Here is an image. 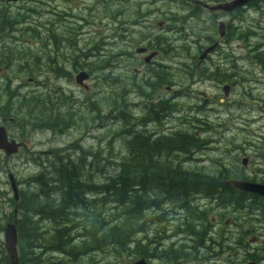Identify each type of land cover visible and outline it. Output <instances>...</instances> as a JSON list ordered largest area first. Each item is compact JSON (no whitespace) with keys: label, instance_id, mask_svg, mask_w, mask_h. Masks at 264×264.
I'll return each instance as SVG.
<instances>
[{"label":"rangeland","instance_id":"374dc122","mask_svg":"<svg viewBox=\"0 0 264 264\" xmlns=\"http://www.w3.org/2000/svg\"><path fill=\"white\" fill-rule=\"evenodd\" d=\"M228 1L83 0L78 8L81 14H90L89 20L77 23L71 16L67 20L55 14L56 25L51 23L46 11L66 8L63 0L0 1L3 15L0 21L4 19L9 22L5 24L3 21L5 25L0 22L6 28L0 32V68L7 66L16 69L17 80L14 84L21 85V79L26 84L33 77L38 84L69 89L80 102L83 98H92L93 94H85L74 82L77 73H70L67 79H60L57 73H49L47 61H42L43 56L48 58L52 68H62L52 59V55L47 56L53 51L64 54L75 64L100 60L102 68L96 71L95 79L110 73L114 78L101 83L102 89L95 96L100 115L95 114L94 120L81 116L80 109L87 115L89 113H86L84 106L77 105L75 112L64 113L66 121L51 122L49 101L45 95L31 103V89H13L8 96L0 89V113L15 117L16 123L19 121L17 126L8 127V134H16L20 142L28 141L17 155L7 160L0 157V264H10L5 257L3 236L6 225L14 219V196L9 174L13 175L19 193L31 189L39 191L32 181L39 175L51 173L45 168L53 156L66 155L77 164L86 162L85 169L80 170L82 179L85 181L86 177L87 185L100 187L106 179L115 177L122 166L131 167L127 142L129 136L141 134V119L145 117L149 104L155 105L159 113L163 106L159 108L158 105L165 100L162 112L159 115L156 113L158 120L160 117L159 123H152L149 130L155 129L160 135L187 133L198 141V146L188 154L163 156L158 162L162 166L229 181L241 177V160L234 166L233 156H249L256 171L247 172L246 175L254 181L264 182V159L259 156L264 151V146L260 150V145L264 144V100L254 99L255 95L264 98V6L261 10H246L238 14L240 19L235 18V22L221 14L213 19L210 11L200 10V3L212 6ZM23 19L27 22L26 26L34 31L38 29L42 34V45L38 46L40 52L25 40L16 47L3 40L8 36L28 39V29L21 23ZM218 21L229 24L226 43L222 44L218 54L211 57L219 69L211 67L208 61L200 63L198 60L200 48L219 39ZM158 23L162 26L158 27ZM79 26L81 30H78ZM48 37L55 42L46 40ZM80 37L91 39V43ZM61 39H68L72 44L60 43ZM142 47L150 50L146 55L150 56L148 61L144 60L146 52H136ZM95 79L91 83L93 89H97ZM1 80L0 73V83ZM4 85L8 87L9 81H5ZM224 86L230 89L227 96L222 90ZM16 92L21 94L20 101L13 98ZM46 94L49 96L48 92ZM10 99L16 103L2 108L5 100ZM27 103L33 104L30 110L25 108ZM38 160L46 164L39 165ZM58 165L55 164L53 169ZM133 173L150 174L151 171L142 169ZM70 181L74 183L76 180L71 178ZM155 192H141L137 196L140 209L136 212L131 208L132 203L128 206V211L133 214H128L127 220L133 221L145 214L136 220L139 224H145L144 228H136V237L144 229L139 239L146 236L155 241L154 248L160 242L166 249L176 243L175 249L179 250L183 243L191 244L189 240L183 241L189 232L187 224L182 222L191 212H203L200 221L190 219L189 223L196 232L203 233L200 239L194 238L196 245L203 248L217 246L224 237L227 239L224 243L225 257L231 263H239L235 254L239 252L241 255L243 252L237 250V245L245 246L252 237L246 228L250 227V222L242 223L241 219L248 217L243 210L218 208L216 203L202 199L200 195L171 203ZM131 197L135 198L134 192ZM148 197L160 202L158 208L144 209L149 202ZM101 199V194L95 190L94 194H89L86 203L72 210L67 218L70 222L75 220V216L87 221L100 219L106 210L114 208L113 204L103 205ZM173 208L180 210L178 215L171 212ZM163 210L170 213L166 216L171 220L168 226L164 221L154 220L156 216L161 218ZM229 217L236 219V223L228 225ZM39 226L40 231L46 230L43 221ZM175 231L179 232L177 236L162 239ZM72 232L75 233V230ZM207 238L210 240L205 241ZM196 245L198 252L192 256L183 258L179 251H169V254L178 256L177 259L182 257L178 264H199L203 248L199 250ZM129 250V253L122 252L121 255L94 252L87 256H76L75 260L63 254L49 253L44 255V263L133 264L140 257L134 252V245ZM142 250L141 246L138 252ZM149 260V264H166L153 258Z\"/></svg>","mask_w":264,"mask_h":264},{"label":"trees","instance_id":"16d2710c","mask_svg":"<svg viewBox=\"0 0 264 264\" xmlns=\"http://www.w3.org/2000/svg\"><path fill=\"white\" fill-rule=\"evenodd\" d=\"M2 17L0 12V18ZM3 21L5 24L9 23L4 19L0 22L4 24ZM4 25H0V32L6 29ZM32 106L33 104L27 103L25 108L30 110ZM162 106L164 108L165 103ZM197 146L198 141L187 135L177 134L152 141L138 135L127 142L131 153L129 163L138 167L152 164L155 170L150 174H134L133 170L122 166L115 177H109L100 187L87 185L86 177L85 181L82 179L80 174L82 164L79 168L69 162L68 157L67 163H64L62 158L55 157L48 163V167L52 169L51 173L39 175L32 181L39 191L31 189L20 193L16 205L19 218L15 223L19 264H45L44 255L49 253L63 254L73 260L76 256H87L94 252L105 251L121 255L122 252L129 253V247L132 245L136 247L134 252L139 257L153 258L166 264L176 263L180 259H177L178 256H171L169 251L172 250L166 249L162 242L154 248L155 244L151 239L146 236L141 239L136 237V228L139 224L136 220L145 214H141L133 221L127 220V215L133 214L128 211V206L132 203L131 208L135 212L139 210L140 201H136L137 196L141 192L150 191H156L157 194L163 195L164 200L169 201H185L192 192L191 195L203 193L208 199L217 201L220 206L237 203V193L231 186H225V181L177 168L169 169L158 163L163 156L167 157L172 153L188 154ZM37 163L46 164L43 160H38ZM55 164L59 165L53 169ZM44 178L49 179L43 180ZM71 178L76 181L71 183ZM95 190L101 194L103 205L113 204L114 208L106 210L100 219L87 221L75 216V220L70 222L67 216L72 210L82 207L87 201L86 196ZM133 192L134 199L131 197ZM148 200L144 209L158 208L160 202L157 199L148 197ZM108 212L111 214L108 215ZM196 212H191L184 223L187 224L186 229L192 237L200 238L199 232L189 224L190 219L201 220L200 215L204 213ZM41 221L46 228L44 232L40 231ZM72 230H75V233ZM141 246L143 250L138 252Z\"/></svg>","mask_w":264,"mask_h":264},{"label":"flooded vegetation","instance_id":"af4514ba","mask_svg":"<svg viewBox=\"0 0 264 264\" xmlns=\"http://www.w3.org/2000/svg\"><path fill=\"white\" fill-rule=\"evenodd\" d=\"M234 0H230L228 2H223L219 4H215V5H220V4H225V3H230ZM39 2V1H37ZM83 2V0H63V4L66 5V8H62L60 11H46L47 14L50 15V21L52 24H57V22L54 21V16L55 14H59L61 16H63L65 19L68 20V17L71 16L75 22L80 23V22H86L87 20H89L90 14L89 13H85L81 14V12L79 11L78 6ZM122 2H127V0H122ZM201 5V11H209V7L215 6H209L205 3H200ZM264 6V0H250L248 1L245 5L235 8L230 12H224L221 10H217L214 12H211L213 15V19H217L218 15H223L224 17H230L229 21L231 22H235L236 19H240L238 14L243 13L246 10H261L260 8ZM92 7H89V9H91ZM236 18V19H235ZM37 23V21H34ZM21 23H24L25 26L27 25V22L25 21V19L22 20ZM223 23L224 25V34L223 36L220 35L219 33V24ZM162 26V24H161ZM160 26V27H161ZM81 26L78 27V30H81ZM26 29H28V33L29 36L27 37L28 39H24V37H13V36H8L6 39H3L11 44H13V46L16 47L17 44L22 43L23 40H25V42H29L30 45L35 46V50L39 51L38 46L40 47L42 45V34L39 32V30L37 29L36 31H34L33 29H31L29 26H26ZM229 29V24L228 23H224L223 21H218V25H217V33H218V37L219 39H215L214 41L208 43L205 47L200 48V53L198 56V60L200 61V63L202 62H207L210 63L211 67L214 68H218L219 66H217L212 60L211 57L218 54V50L221 48L222 44L226 43V35H227V31ZM83 33H80V35H82ZM81 40L83 39H87L90 41L91 43V39L88 38H82L80 37ZM46 40L51 41L52 43L55 42V40L52 37H48ZM78 40V39H77ZM85 41V40H84ZM60 43H70L68 39H61ZM78 44V43H76ZM73 44V45H76ZM145 48V47H142ZM141 49V48H140ZM146 49V53L145 56L149 53V49ZM40 52V51H39ZM45 52V51H44ZM137 52V51H136ZM159 52V51H158ZM46 53V52H45ZM141 53V54H144ZM154 53V52H153ZM41 54V53H40ZM52 55V59L55 60V62L60 63L62 65V68H52L49 65V61L48 58L46 57H42V61H47L48 63V71L50 74H58V77L67 79L69 78V74L72 73V75L74 73H77L75 75L74 78V82L76 83V77L77 75H82V81L80 82V84L76 83L79 87L80 90H82V92H85V94L90 95L93 94L92 98H83L82 102L79 101L78 97L75 96V94L73 92H70L69 89L66 88H62V87H54V86H44L43 83L38 84L37 80L34 79L33 77H30L28 79V81L26 82V84H23L22 79L20 80L19 83H21V85H17L14 84L15 81L17 80V76H16V69H11V67H7L5 66V69L0 68V73L2 76V80L0 83V89L1 92H4L7 96L9 95V93L13 90V89H31L32 91V97L29 100L30 102H36L40 99H42V96L45 95L46 100L49 101V109H50V113H49V119L51 120V122H55L56 120H60L61 122L66 121L64 119L65 114L64 113H69L70 111L75 112V108L77 105L79 106H84L86 108V113H89V115L85 114V112L83 111V109L81 110V116H88L89 118H92V120L95 119V114L96 115H100V109L99 107L96 105L95 103V96L97 94L98 91H100L101 88V83H103V81H107V80H112L114 79L112 77V74L110 73L109 75H105V76H97L95 79V73L97 70H100L102 68L101 64H100V60L95 61V62H90V63H79V64H75L73 61L69 60L67 57L64 56V54L59 53L57 51H53L52 53L48 54L47 56ZM5 57V55H3ZM144 56V57H145ZM143 57V58H144ZM147 57V56H146ZM47 59V60H46ZM107 60V58H106ZM152 62L149 61L147 62L148 64H150ZM74 64V65H73ZM73 65V66H72ZM31 67L33 68L34 65L31 64ZM98 74V73H97ZM212 74V73H211ZM103 78V80L101 79ZM95 79L96 82V86L97 89H93L91 83L93 82V80ZM5 81H9V85L8 87H5L4 82ZM223 90V89H222ZM230 89H228V93L229 94ZM49 93V96H47L46 93ZM224 92V90H223ZM225 95V92H224ZM225 95V96H227ZM14 99L18 98L20 101L21 98V94L19 92H16L13 96ZM14 99H10V100H5V103L2 105V108H6V106H12L16 103V101ZM254 99L256 101H261L264 100V98L259 97L257 95L254 96ZM165 103V100H163L161 103H159L158 107L161 108V105ZM203 105V104H201ZM78 107V106H77ZM155 105L153 104H149L146 112H145V117H143L141 119V127H142V132L139 136H141V138H146L149 139L150 141L155 140V139H160L161 137H169V136H174V135H187L190 137H193L194 139H196L194 136L188 135L187 133H174L171 135H160L158 131H156L155 129H150L149 130V126H151L152 123H159L160 121V117L159 120L157 118V114L159 115L160 112H162V108L159 110V113H157L158 111L155 109ZM157 113V114H156ZM150 119H149V117ZM158 120V121H157ZM19 123V121H18ZM18 123H16V119L14 117H7L5 113H0V126L4 127L5 131L7 132L8 127H10V125H15L17 126ZM7 137L9 140H15L17 142H20L18 136L15 134V136L9 135L8 132L6 133ZM136 136H129V142L134 139ZM28 143V141L26 142ZM264 144L260 145V150H262ZM24 148V146H22ZM21 147V148H22ZM20 148V149H21ZM19 149V150H20ZM128 152L129 154V148H128ZM45 153H48L45 152ZM49 154L51 155L52 153L49 152ZM264 154V151H263ZM260 154L259 156L264 159V155ZM17 155V154H15ZM3 156L5 160L13 157L9 156L7 157L4 150H0V157ZM55 157H60L63 159L64 163H67V157L69 162H72L73 164H75L76 166H78L79 168H81L79 165L77 164L76 161L72 160L71 157L66 156V155H59V156H53V159ZM53 159H51L50 161H52ZM233 159L235 160L234 166L238 165V161H240L242 168H241V177H238L235 180H229V181H225L224 184L225 186L229 187L231 186L232 189L235 190V193H237L238 195V201L237 203H231L228 205H219L217 204V201L214 200H210L206 197L205 194L203 193H198L197 195H200V197L202 199H206L210 202L216 203V206L218 208L221 209H226L229 207H232L235 210H243V214H247L248 217H243L242 223H245L247 221L250 222V227H246L248 229V231L250 232L251 237V242L248 244H245V246L241 247V245H237V250H240L243 252V254L239 255L240 253L237 252L235 254V256L237 257L236 260H240L239 263L233 262L231 263L228 257H225L224 255V243L227 242L226 238H222L221 240V244H217L216 245H212V246H208L206 248H203L202 245H196L197 242L195 241V236L192 237L189 233V236L186 237L183 241L189 240V242L191 244L188 243H183V245H181L178 249H175L176 243H172L169 247V249H171L172 251H179L180 254H183V258L188 257L189 255H194L195 253H197L198 251L195 250V246H197V248L200 250L201 248H203L202 251V259L199 262V264H264V195L262 194H257V193H252V192H247L244 190H239L236 189L233 185L232 182L235 181H242V182H250V183H254V184H259V185H263L264 186V182H258V181H254L252 180V177L249 175H246L247 172H254L255 173V169L253 168L254 164L253 161L251 160V158L249 156L244 157V156H233ZM86 166V162L84 165H82L83 169H85ZM131 170L134 171H140V170H149L151 171V173L155 170V168L152 167V164L149 165H142L141 167L135 166V165H131V167H127ZM83 169H80L83 171ZM45 170L51 171L52 169L50 167H46ZM12 174H9V176ZM13 176V175H12ZM14 179V177H13ZM10 181V180H9ZM15 181V179H14ZM94 194L90 193V196ZM192 194V192H191ZM189 195V196H196L195 193H193V195ZM14 196V195H13ZM89 196V194H88ZM86 196V199L87 197ZM20 198V193L19 190L17 192V199L15 200L14 198V210H13V222H16V220L18 219L17 217L19 216L18 214V210L16 208L17 202ZM167 202H175L174 201H169L166 200ZM179 209H172L171 212H175L176 215L179 214ZM170 214L168 211H164L163 210V214L161 216V218H159V216L154 217V220L156 221H164L166 223V225L168 226V223L171 222V220L166 219V216ZM228 225L229 224H235L236 223V219L233 218H228L227 219ZM227 222H224V225H227ZM184 223V222H182ZM10 224V223H9ZM144 228L145 224H138V228ZM141 231H144L141 230ZM139 231L138 236L140 237L142 235V232ZM179 234V232L177 233L176 231L174 233H172L171 236L166 237V238H162V239H169L170 237H174L177 236ZM202 232H199V236L202 235ZM157 238V237H155ZM197 239H200L199 237L196 236ZM156 240V239H155ZM210 238L205 239V241H209ZM153 243L155 244L156 242L153 241ZM140 259H144L147 264H149V259L150 258H145V257H140L139 259H137L136 261L140 260ZM182 259V257H181ZM180 259V260H181ZM134 261L133 264L136 262ZM179 261H177L176 263H171V264H178Z\"/></svg>","mask_w":264,"mask_h":264},{"label":"water","instance_id":"95a60500","mask_svg":"<svg viewBox=\"0 0 264 264\" xmlns=\"http://www.w3.org/2000/svg\"><path fill=\"white\" fill-rule=\"evenodd\" d=\"M0 1H6V2H13L17 0H0ZM250 0H234L230 3L215 5L212 7H209V11L214 12L217 10H221L224 12H230L235 8L241 7L245 5ZM161 26V23H158V27ZM219 33L221 36L224 34V25L223 23L219 24ZM145 48H141L137 50V53L141 54L145 52ZM150 56H147L144 58L145 61H148ZM83 76L77 75L76 77V83L80 84L82 81ZM228 86H224L223 90L225 92V95L228 93ZM24 146V142H17L15 140H9L6 134V131L4 127L0 126V150H4L7 157L15 155L18 153L19 148ZM10 185L13 191V195L15 200L17 199V186L15 184V181L13 179V176H9ZM232 185L239 190H244L247 192L257 193L264 195V186L259 184H254L250 182H242V181H235L232 182ZM15 223L7 224L4 231V249L6 251V254L9 259L10 264H19L18 260V252H17V232H16V226ZM134 264H147V262L144 259H140L136 261Z\"/></svg>","mask_w":264,"mask_h":264},{"label":"bare ground","instance_id":"6f19581e","mask_svg":"<svg viewBox=\"0 0 264 264\" xmlns=\"http://www.w3.org/2000/svg\"><path fill=\"white\" fill-rule=\"evenodd\" d=\"M155 27V26H154ZM146 37V36H145ZM151 38V37H150ZM173 42V41H172ZM63 154V153H62Z\"/></svg>","mask_w":264,"mask_h":264}]
</instances>
